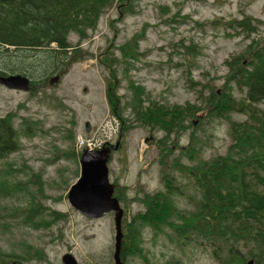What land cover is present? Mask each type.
Instances as JSON below:
<instances>
[{"label": "trees", "instance_id": "1", "mask_svg": "<svg viewBox=\"0 0 264 264\" xmlns=\"http://www.w3.org/2000/svg\"><path fill=\"white\" fill-rule=\"evenodd\" d=\"M116 1L122 16L140 13L133 7V0H0V68L3 65L6 74L29 78L30 95L35 94L34 88L39 84L65 73L68 61L71 63L78 53L68 42L70 35L76 34L80 42L87 40L88 32L96 30L100 17ZM184 1L201 4L205 0ZM157 9L162 16L160 24L176 19L186 23L189 19L181 16V10L172 14L167 6ZM209 25L215 31H222L223 37H230L227 31L249 37L260 34L264 24L259 18L243 15L227 22L212 21ZM149 26L143 24L119 48L122 60L112 52L106 54V50L103 53L106 60L99 57V63L106 65L111 73L109 85L106 84V101L111 114L120 122L119 136H125L131 128H141L155 141L159 162L166 167L164 160L173 157V151H182L177 145L181 131L189 129L193 136L205 118L196 126H192L191 120L198 111L206 110L209 120L227 124L228 142L223 154H216L208 161L198 163L197 149L192 145L185 148L183 155L173 157L171 168L162 175L164 191L144 196L140 200L145 205L144 212L128 224L123 223L121 261L137 264L138 259L142 264H150L141 248V235L147 229L154 237L161 233L181 250H209L218 264H246L248 260L264 264V38L252 39L242 52L223 61L226 73L219 93L213 84L202 85L207 94H200L201 104L167 106L150 99L144 87L136 85L128 75L131 69H136L129 59L137 60L139 43L145 40ZM167 47L171 50L181 47L185 56L199 55L192 45L170 42ZM10 48L14 55H10ZM182 53L177 54L181 57ZM119 72L128 80L124 94H118L123 89ZM234 90L242 95L240 99L234 97ZM127 108L131 111L128 119L124 117ZM233 114L244 120H231ZM14 117L15 114H7L0 118V165L5 164L0 171V201L16 200L12 206L0 202V235L11 236L18 227L26 229H19L22 233L18 239L14 238L9 251L0 248V264H48L45 250L27 242L23 231H46L62 221L64 215L43 204L47 199L42 182L45 170L30 169L26 181L19 180L17 184L11 181L19 171L7 159L21 149L20 133L13 127ZM33 125L23 130L24 136L34 137ZM70 131H66L67 135ZM157 133L162 134L160 139ZM49 155L52 158H42L48 166L60 157L76 162L80 156L72 148L62 153L56 146ZM175 172L186 180L183 188L174 180ZM61 182L67 184L65 179ZM186 185L193 187L192 194L188 188L185 190ZM114 197L122 205L124 195L118 187ZM18 217H21L18 224L23 226L6 222L7 218ZM179 263L171 259L163 264Z\"/></svg>", "mask_w": 264, "mask_h": 264}, {"label": "rangeland", "instance_id": "2", "mask_svg": "<svg viewBox=\"0 0 264 264\" xmlns=\"http://www.w3.org/2000/svg\"><path fill=\"white\" fill-rule=\"evenodd\" d=\"M158 6H167L172 14L181 10V16L189 19L186 23L176 19L177 21L168 24H160L162 16ZM133 7L140 12L138 15L122 16L119 12V1H116L100 17L96 30L88 32L87 40L80 42L76 34L70 35L68 42L78 53L71 63L68 61V67L61 74L57 85H49L50 77L44 84L37 86L33 95L22 91L8 92L5 88H0V118L15 114V131L22 132L27 126L32 127V123L35 130L34 137L19 136L20 151L7 159L19 171L11 181L13 184H17L19 180L26 181L30 169L45 170L42 182L47 199L43 200V204L64 215L62 221L46 231H23L27 242L45 250L48 264H60V257L65 253H71L80 264H113V213L98 219H88L73 209L66 199L69 188L79 177V159L76 158L75 162L60 157L51 166L42 160L52 158L49 153L53 146L60 148L62 153L70 151L71 148L80 153L77 140L87 136L84 130L86 122L90 124V129L104 122L103 135H109L111 126L107 124L108 107L105 98L106 84L110 82L111 73L106 65L99 63V57L100 60L105 59L104 51L106 50V54L112 52L116 58L122 60L119 48L143 24H149L145 40L139 43L137 60L129 59L136 68L129 74L136 85L144 87L150 99L161 105L185 106L187 103L201 104L200 94H207L206 89L201 88L202 85L213 84L219 93L222 77L226 73L223 61L230 55L242 52L252 39L264 38V25L260 34L249 37L238 31H227L230 37H223L222 31H215L209 25L212 21L227 22L243 15L259 18L264 24V0H205L201 4L184 0H133ZM165 20L168 21L166 18ZM223 28L226 30V27ZM170 42L176 45H192L199 55L185 56V50L181 47L171 50L167 47ZM11 49L10 55H14ZM178 51H183L181 57L177 54ZM1 66L3 69L0 70L7 73L5 67ZM120 78L123 89L120 88L118 94H124L128 80L123 75ZM234 97L240 99L242 95L234 90ZM201 118L205 120L193 136L189 129L181 131L177 145L182 151H173V157L183 155L185 148L190 145L197 149L200 160L198 163L225 152L228 142L227 124L209 120L207 111L202 110L191 120L192 126L198 125ZM231 120L244 119L233 114ZM70 129L67 135L66 131ZM67 136L69 139H66ZM161 136L162 134H156L157 139ZM145 138L149 136L144 132L134 131L129 134L124 138L121 152L119 153L120 149L115 155L113 152L114 158L109 164V180L124 195L121 205L124 210L122 229L123 223L128 224L133 217L144 212L145 205L140 202L144 196L164 191L162 175L167 174L171 168V160H175L169 156L164 160L166 167L162 166L154 141L148 144L149 142H144ZM115 141L116 136L112 139V142ZM4 165H0V171ZM63 179L67 184H62ZM175 179L183 188L186 180L180 178L176 172ZM187 188L188 193L192 194L193 187L186 185L185 190ZM11 201L0 202L7 206L16 205V200ZM18 218H7L6 222L23 226L18 224L21 217ZM19 229H14L11 236L0 235L2 250H10L11 244L22 233ZM165 231L170 232L168 229ZM51 239L54 241L49 242ZM141 239V248L150 264H163L171 259L179 260V264H218L209 250H181L161 233L154 237V233L145 229ZM136 263L142 264L138 259Z\"/></svg>", "mask_w": 264, "mask_h": 264}, {"label": "water", "instance_id": "3", "mask_svg": "<svg viewBox=\"0 0 264 264\" xmlns=\"http://www.w3.org/2000/svg\"><path fill=\"white\" fill-rule=\"evenodd\" d=\"M59 76L49 79V85H57ZM0 85L10 90L29 92L31 82L23 75H0ZM109 149L98 151L85 150L79 160V178L67 193L69 205L88 219H98L105 214L114 215V264H123L120 257L123 232V210L118 200L113 197L114 186L109 184L108 164ZM62 264H78L72 254L66 253L61 258ZM248 264H253L250 261Z\"/></svg>", "mask_w": 264, "mask_h": 264}, {"label": "flooded vegetation", "instance_id": "4", "mask_svg": "<svg viewBox=\"0 0 264 264\" xmlns=\"http://www.w3.org/2000/svg\"><path fill=\"white\" fill-rule=\"evenodd\" d=\"M3 89V88H2ZM34 89H37V87H35ZM7 90V89H6ZM31 90V89H30ZM8 92H10L9 90H7ZM14 92H16V91H14ZM31 93V91L30 92H28V94H30ZM131 115V111H130V109H124V117H126L127 119H128V117ZM123 117V118H124ZM123 126H125L124 124H122ZM128 125H130V124H128V123H126V126H128ZM120 130V129H119ZM134 131H140V132H144L141 128H136V129H129V131L128 132H126V135H125V137H127L129 134H131L132 132H134ZM18 133H20V136L23 134V131L22 132H18ZM160 134V133H159ZM34 136H35V132H34ZM118 139H121V136H119L118 137ZM145 140H147V142H150L151 140H148V138L146 139L145 138ZM144 140V141H145ZM154 144H155V141H154ZM120 147V146H119Z\"/></svg>", "mask_w": 264, "mask_h": 264}]
</instances>
